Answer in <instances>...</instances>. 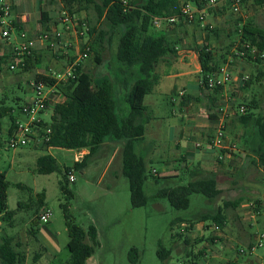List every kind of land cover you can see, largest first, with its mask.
<instances>
[{
  "label": "rangeland",
  "instance_id": "1",
  "mask_svg": "<svg viewBox=\"0 0 264 264\" xmlns=\"http://www.w3.org/2000/svg\"><path fill=\"white\" fill-rule=\"evenodd\" d=\"M17 1L15 13L28 15L32 0ZM188 3L192 5L191 2ZM57 8L56 11H59L60 6ZM217 12V22H213V15L206 17L207 23L212 26L211 30L217 31V37L201 29L198 24L183 27L175 24L163 26L159 31H151H168L169 40L176 44V52L190 51L194 46L200 47L208 41V46L214 49L215 54L225 52L232 45L229 55H233L237 53V36L233 31L235 23L240 20L239 23L243 25L246 20L254 18L257 25L263 24V11L253 7L252 0H245L237 14H233L227 6H222ZM77 16L85 19L84 13ZM13 18L11 13V19ZM179 30L184 33L180 37ZM24 32L35 39L36 33L29 36ZM115 41L114 37L110 46L103 43V49L99 52V64L95 63L93 54H90L82 63V71L89 73L92 78L112 76L116 70L113 62ZM17 42L13 33L10 44ZM2 50L8 53L5 42L0 40V54ZM32 54L31 57H39L37 69L24 73L23 70L11 72L8 69L9 61L0 64V171L7 183L6 208L15 212L13 226L9 227L0 220V242L5 236H13V248L23 256V264H60L69 260L64 214L84 230L89 226L96 229L93 252L85 264H264V241L261 247L252 252H239L241 248L245 250L249 243H255L257 234L264 233V175L246 158L247 154H251L245 149L250 143L249 126H241L235 117H229L227 121L226 134L236 144V154L239 155L235 161L225 164L226 159H223L218 163L211 157L200 159L196 163L202 149L206 147L205 142L199 141L202 148L195 149L196 154L187 158L186 166L182 162L179 166L175 165L173 160L178 152L174 149L171 136L175 128L186 127L178 93L196 95L197 91L193 85L185 86L181 78L160 79L159 84L144 99L146 112L140 120L145 123L144 139L141 144L135 145V152L144 159L146 172L150 173L142 187L146 204L132 208L128 181L122 174V146L119 141L110 142L111 140L106 139L87 158L85 166L77 169L73 168L75 156L78 155L76 151L46 148L42 144L35 145L34 142L22 147H7L11 124L27 122L20 111L32 96L28 82L38 71L46 73L51 67L49 62L52 56L48 50L40 49L37 45ZM226 60L229 62L227 67L232 81L222 93L230 99V106L234 108L242 105L247 110L251 100L260 105L264 97V80L252 83L245 90L237 86V77L254 76L260 65L240 57L232 59L227 56ZM58 65L62 66L64 62L59 60ZM164 70L160 63L156 73L160 74ZM190 72V77H194L198 83L197 69L192 68ZM125 88V85H118L113 95L118 119L128 115L124 99ZM200 92V97L190 96L186 99L192 105H200V113L206 115V94ZM195 98L199 101H195ZM219 104L220 101L211 107L210 113H214L221 105ZM257 112L258 110L252 111L253 114ZM50 115L49 109L39 118L47 123ZM243 138L247 140L246 145L243 144ZM184 139H181V153L187 145ZM209 153L216 156L215 150ZM44 154L55 159L57 171L48 174L36 172V159ZM65 167H70L74 180L68 181L65 191H62L61 178ZM167 168H175L176 176L161 179ZM208 175H214L220 189L219 195L211 201L201 194H191L188 207L176 210L165 198L155 197L161 187L185 184L193 178ZM153 176H158V181L155 182ZM37 193H43L44 198L36 213ZM227 200L237 201L238 204L225 210L226 223L222 229L211 231L205 228L204 225L210 222L200 221V216L213 212ZM255 200L258 201L257 205ZM18 202L29 203L31 206L17 210ZM45 209L50 212L46 221L39 218ZM175 219L182 221L171 227V222ZM31 226L35 230L34 235L29 233ZM184 238L189 241L187 245ZM85 241L91 243L89 239ZM160 249L168 252L165 259L158 257L157 251ZM36 253L41 258L39 256L34 260Z\"/></svg>",
  "mask_w": 264,
  "mask_h": 264
},
{
  "label": "trees",
  "instance_id": "2",
  "mask_svg": "<svg viewBox=\"0 0 264 264\" xmlns=\"http://www.w3.org/2000/svg\"><path fill=\"white\" fill-rule=\"evenodd\" d=\"M201 9L202 0H186ZM185 1V2H186ZM182 0H64L61 8L69 14H85L88 26L89 56L93 54L96 64L100 63L99 52L103 49V43L111 45L116 38L113 62L115 72L112 76H99L92 78L89 73L83 72L78 67L75 78L67 83L56 86V90L64 97V101L57 103L51 110L49 119L48 140L42 145L46 148H62L67 150H86L80 161L73 163V168H83L86 160L91 156L106 139L123 142L122 144V174L128 181L130 205L132 208L142 207L146 204L142 187L146 178L150 175L146 172L144 159L135 152V145L143 139L145 123L141 118L146 112L144 98L149 95L158 84L160 76L156 73V66L163 59L174 56L175 43L171 42L162 32L152 33L151 21L155 18L174 16L180 23L188 25L181 20L179 7ZM243 3L244 0H241ZM252 6L263 11V24L257 25L254 18L246 20L241 25L240 20L235 23L234 32L237 36V48L233 55H229L232 45L225 52L215 54L214 49L208 46V41L196 50L199 65L198 88L203 91L207 77L216 73L219 68L227 63L226 57L232 59L240 57L260 65V69L253 75L247 76L246 81L240 84V88L248 89L252 83L264 80V0H252ZM37 22L43 29H47L50 23L46 12H39ZM240 22V23H239ZM177 24V23H176ZM197 24V23H194ZM175 25V24H174ZM19 27V26H18ZM205 30L217 37V31L209 28ZM239 54H243L240 56ZM33 55V54H32ZM31 55V56H32ZM27 56L24 59L23 73L27 72L39 63V57ZM56 57V56H54ZM8 53L0 56V64L10 61ZM243 76L237 77L239 81ZM33 80L47 84L53 82L43 75H33ZM118 85H125V103L128 107V115L118 119L115 113L113 95ZM221 88L206 93V114L210 121L215 120V114L210 113L211 107L216 105ZM189 99V98H187ZM186 102H188V100ZM195 101H199L195 98ZM242 106V105H239ZM244 107V106H243ZM247 110L242 115L235 116V120L243 127L250 129V143L246 158L252 165L261 170L264 175V97L258 105L254 100L249 101ZM258 110L256 114L252 111ZM14 122L8 131L13 130ZM243 144L247 140L243 138ZM221 163V161L214 160ZM36 172L48 174L58 170L55 159L49 154H44L36 159ZM70 167H65L61 178V190L65 191L68 182L67 175ZM192 172V171H191ZM192 174V173H191ZM193 175V174H192ZM171 176H163L168 179ZM155 182L158 176H153ZM19 188H25L17 185ZM7 183L4 174L0 171V220L7 226H13L14 211L6 208ZM220 193L214 175L201 176L188 180L185 184L173 187H161L155 197L165 198L169 205L176 210H184L188 207L191 194H201L208 200L215 199ZM35 200L36 213L38 207L43 204V193H37ZM256 205L258 201L254 202ZM237 201H223L213 212L200 216V221H209L219 226L220 229L226 223L227 208L237 206ZM29 203H17V210L28 208ZM257 207V206H256ZM256 210L258 209L255 208ZM65 210V209H64ZM37 217V216H36ZM68 235L66 248L69 252V260L60 264H85L93 252L96 241V229L89 226L86 230L71 222L67 214H64ZM36 220V219H35ZM32 221V223L35 222ZM182 220L175 219L171 227ZM185 230L187 228L185 227ZM29 233L34 235L35 230L31 226ZM209 238L212 239L211 236ZM89 239L91 243L85 240ZM13 236H5L0 242V264H23V256L13 248ZM187 245L189 241L184 238ZM157 255L165 259L168 252L158 250ZM188 255V254H187ZM39 253L34 255L38 259Z\"/></svg>",
  "mask_w": 264,
  "mask_h": 264
},
{
  "label": "built area",
  "instance_id": "3",
  "mask_svg": "<svg viewBox=\"0 0 264 264\" xmlns=\"http://www.w3.org/2000/svg\"><path fill=\"white\" fill-rule=\"evenodd\" d=\"M203 6L201 9L191 5L188 2H181L179 7V15L187 24L197 23L201 29L212 26L206 21V14L210 11L227 6L233 14H237L242 5L241 0H202ZM126 4V0H121ZM176 24V17L155 18L151 21L153 30H161L163 26ZM61 28L60 30L58 28ZM88 26L85 19L77 16V14H69L66 10L60 7L56 13L55 22L47 26V29L40 28L35 39L28 37L26 33L18 27V22L11 19V4L8 0H0V40L5 42L10 57L9 71L22 70L24 59L30 56L39 45L40 49L48 50L52 56H56V60L63 61L64 65H59L55 70L49 69L43 74L49 78L53 84H47L42 81L30 80L28 86L31 89L32 96L26 101V104L21 108V115L27 120L25 124L14 123L13 130L8 134L6 145L9 148L22 147L29 142L41 145L48 140L49 121L45 123L39 116L45 115L57 103L64 101V97L57 92L56 86L61 83H67L75 78V72L78 67H82V63L89 58L88 41ZM15 33L16 40L14 45L10 44V38ZM6 54V53H5ZM242 55V54H240ZM229 62L222 65L219 70L207 77L203 92L211 93L214 89H223L232 81V77L228 71ZM61 66V67H60ZM60 67V68H59ZM59 68V69H58ZM39 75V74H37ZM247 77L243 76L237 81V86L246 81ZM220 93L218 101L220 106L214 112L216 125L212 134L206 138L205 146L208 149L215 150L216 156L212 158L222 161L237 150L236 144L228 141L225 127L229 117L242 115L245 111L243 106L232 108L230 99L226 98L224 93ZM218 103V102H217ZM216 103V104H217ZM51 116V115H50ZM50 119V118H49ZM201 142L194 143V149H201ZM76 151L79 155L81 151ZM82 156V155H81ZM155 173V170H152ZM68 181L72 182L74 177L72 170L68 172ZM50 212L45 209L39 218L48 220ZM205 228L211 231L219 230V226L214 223L204 225ZM183 231V230H182ZM264 241V233H259L256 236L255 243H249L246 249H240L239 252H252L254 249L261 247ZM183 264V263H178Z\"/></svg>",
  "mask_w": 264,
  "mask_h": 264
},
{
  "label": "crops",
  "instance_id": "4",
  "mask_svg": "<svg viewBox=\"0 0 264 264\" xmlns=\"http://www.w3.org/2000/svg\"><path fill=\"white\" fill-rule=\"evenodd\" d=\"M9 3L12 5L11 7V13L13 14L14 18L12 19L13 21L18 22V26L21 30L26 31L29 36L34 35L37 33V31L42 28L41 25L37 22V15L39 12H46L49 16L50 19V25L55 22V16L58 11V6H62V2L64 0H32L30 1V6L31 9L30 13L28 15H23L22 13H15V9L17 8L18 5H15L17 0H8ZM245 1V0H244ZM193 5V4H192ZM57 8V9H56ZM220 9V8H219ZM219 9H214L210 11L209 13L206 14V17L208 15H213V22H217L219 19V12L217 10ZM182 20V18H181ZM183 21V20H182ZM176 23L178 24L179 27L185 26V24L182 22H178L176 19ZM165 36L168 38V31H163L162 32ZM179 33V34H178ZM178 37L182 36L184 33L183 31L179 30L178 31ZM199 47V46H198ZM197 46H194L192 50H187V51H179L176 52L174 56L167 57L160 61L158 65L161 63L163 65V68L165 69L162 71L160 74V79L166 78H181L183 80V83L185 86H190L193 85L196 88L197 94H184L183 92H179L178 96H180L181 102H180V111L186 118V126L185 128H175L173 134H172V142L174 149L178 152L176 158L173 160L175 165L181 164L186 166L187 163V158L188 157H193L196 154V151L194 149V143L197 141L205 142L206 138L209 137L210 134H212L213 129L216 125L215 120L210 121L207 118L206 115H202L200 113V105H192L189 102H186V98L190 96H201V92L198 88V83L195 82V79L190 77L191 72L190 70L192 68H196L197 72L199 74V65L196 57V50L198 49ZM176 48V45H175ZM5 55L4 50L1 51L0 56ZM52 56V55H51ZM40 61V60H39ZM50 69H55L57 68L58 61L54 56H52V60H50ZM39 64V63H38ZM38 64L35 66L37 69L39 66ZM158 65L156 66V71L158 69ZM45 73V72H44ZM44 73H39V71L36 74L43 75ZM159 79V80H160ZM159 84V82H158ZM157 84V85H158ZM156 85V86H157ZM145 99V98H144ZM201 105H203L201 103ZM205 120V121H204ZM227 125V124H226ZM227 135V134H226ZM185 138L184 140L186 141V147L184 149V152L181 151V139ZM144 139V137H143ZM142 140H140L137 144H141ZM228 141H231V138L227 136ZM105 142V141H104ZM103 142V143H104ZM113 142V141H110ZM102 143V144H103ZM121 146L123 142H120ZM81 153L79 155L75 156L76 161H80L82 156L86 154V150H80ZM211 149H208L207 147L203 148L199 158L197 159L196 163H199L200 159L205 160L211 158L213 155H210ZM238 152V151H237ZM236 151H234L230 156L226 158L225 164H228L231 161H235L239 155H237ZM82 155V156H81ZM74 159V160H75ZM177 169V168H176ZM163 176H171L174 177L176 176V170L175 168H167L165 174ZM43 248V247H42ZM45 249V248H43ZM46 251V250H44ZM47 252V251H46ZM41 258V256H40Z\"/></svg>",
  "mask_w": 264,
  "mask_h": 264
}]
</instances>
